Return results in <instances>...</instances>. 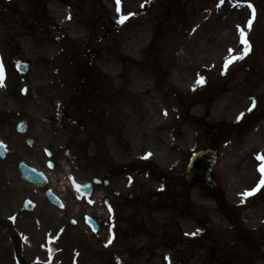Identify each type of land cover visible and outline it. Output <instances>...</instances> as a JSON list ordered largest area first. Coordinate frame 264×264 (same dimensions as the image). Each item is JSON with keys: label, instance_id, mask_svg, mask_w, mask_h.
<instances>
[{"label": "rangeland", "instance_id": "1", "mask_svg": "<svg viewBox=\"0 0 264 264\" xmlns=\"http://www.w3.org/2000/svg\"><path fill=\"white\" fill-rule=\"evenodd\" d=\"M63 1L0 0V141L9 144L3 175L17 183V195L22 186L16 163L23 160L36 167L45 162L43 147L51 149L64 170L84 178L92 175L84 167L98 163L93 160L96 145L89 147L85 162H78L73 151L65 152L73 133L47 125L38 148H27L21 138L11 135L4 114L18 111L15 103L27 102L31 117L48 118L57 111L51 102L64 96L59 83L71 80L55 75L56 69L64 68L60 61L71 53L84 58L93 51L90 67L104 97L112 103L107 110L101 108L111 123L113 138L104 143L108 150L99 149L100 160L105 158L103 153H109L116 166L117 191L122 196L130 191L123 173L129 163L137 164L136 175L132 170L129 177L142 188L131 186L135 196L139 192L153 196L162 175L176 179L183 190L176 186L170 191L176 196L188 193L195 217L206 222L213 240L204 243L202 235L174 245L182 232L197 237L206 230L197 222L178 218L174 209L177 213L183 209L179 197L177 208L168 202L163 209L171 211L154 213L153 221L145 219L143 232L135 237L131 227L130 240L125 237L127 226L118 222L110 254L114 252L121 264H201L204 258L205 264H264V0H120L119 5L116 0ZM29 4L38 7L37 17L47 19L44 23L20 21ZM122 16L124 22L119 23ZM19 61H33L28 76L16 72ZM198 80L203 83L197 84ZM248 121L253 122L250 131L233 133L223 141L231 127L239 126L240 131ZM37 124L41 128V122ZM204 148L217 150L215 180L225 195L223 210L202 189L187 191L183 180L189 156ZM141 167L146 173L142 176L137 169ZM154 172L157 182L151 181ZM257 188L255 196H244ZM122 209L119 213L133 216V208ZM236 237L248 240L255 250L254 256H244L240 263L225 250ZM65 239L59 246L67 245V254L76 244ZM31 241L37 245L42 238L31 237ZM234 244L239 253L248 255L239 240ZM203 245L210 252L200 259L199 249H193ZM127 246L131 249L124 252ZM10 248L2 236L0 264H14ZM38 253L30 252L26 260L31 262ZM212 255L216 257L210 259ZM98 264L113 262L100 260Z\"/></svg>", "mask_w": 264, "mask_h": 264}, {"label": "flooded vegetation", "instance_id": "2", "mask_svg": "<svg viewBox=\"0 0 264 264\" xmlns=\"http://www.w3.org/2000/svg\"><path fill=\"white\" fill-rule=\"evenodd\" d=\"M66 72L64 71V73ZM93 89H97V87L95 85H83L80 89L82 92L77 90L78 97H74L77 101L62 102V109L58 112L62 115L59 122L67 131L83 133L82 138L86 141H106L113 136L112 126L110 121L105 118L104 113H100L97 109V103L89 102L90 99H94V94L89 95L88 90ZM16 104L19 105V108L24 106L21 103ZM70 107L76 110H72ZM24 113H26L25 106ZM11 114L12 116L6 118L8 126L11 125V121H20L21 119L26 121V134L21 136L23 139L40 138L44 131L43 129H47V123H49L46 118L43 119V129H40L37 127V121L34 118H18L19 114ZM13 115H15V118ZM56 121L57 119L53 117L50 119L53 124ZM15 127L16 124L13 130H15ZM102 151L105 152L104 146ZM44 155L47 157V150L44 151ZM115 168L109 160L108 164H101L94 168L88 167V170L92 169L96 173L95 178L102 179L101 183L90 185L92 179L85 181L67 180V175H62L59 167L54 162L52 170L55 174H52L50 181L46 180L42 188H35L20 182L19 184L22 187L20 195H17L19 193L15 187L17 183L9 182L6 179L3 175L6 167L4 166V161H0V238L4 236L11 246L10 250L13 251L14 246L10 241V236L13 234L19 235L22 240L20 251L27 264L26 259L31 258L30 252H34L32 250L33 245L29 244L28 239L31 241V237H41L43 240L46 234L47 236H52L60 230V240L63 241L67 237L65 241L76 245L69 247L67 254L65 252L66 249L59 252L58 245L55 246V254L51 255L52 257L47 262L72 264L71 254L76 251L79 258L75 264H98L100 260H105L106 262L108 259L114 264L116 262V254L114 252L110 254V250L111 248L112 250L114 249L112 246L116 239L117 223L124 222L127 226L126 239L130 240L132 238V228L136 231L135 237L138 233L143 232L141 229L145 227L144 220L153 221V218L156 217L154 213L158 214L153 211L160 208L159 204L163 199L164 192L167 190L165 186L170 184L173 189L177 186L173 179L168 180L167 177H162L160 191L155 194V197H152L153 200H147L142 192H139L138 196H135V192H131V190H135L131 186L136 185L137 190L140 191L142 188L137 182H132L127 175L125 182L127 189H130V191L127 196H122L116 189ZM37 169L47 173L41 163L37 166ZM127 172L132 173L131 170ZM134 173L136 175L135 170ZM154 182H156L155 178ZM78 185L85 186L82 191L83 195L78 192ZM46 192H50L55 196L61 206L50 203L45 197ZM165 194L170 195V192L166 191ZM181 195L187 201L182 206V211L176 215L182 221H190L194 215L190 213L192 205L189 196L187 193ZM181 195H178V197ZM27 201L32 202L30 212H27L25 208ZM176 202L174 200L175 207ZM123 207L129 210L133 208V216L119 213L123 212ZM138 207L140 208V213L137 211ZM122 214L123 217H121ZM137 221H140V223H137ZM154 234L155 238H157L158 234ZM191 239L195 240L194 237L190 236L188 241ZM209 239L211 240L210 236L204 237V243L209 241ZM129 249H131V246H127L124 252H128ZM134 249L138 248L134 247ZM157 249V247H154V250ZM206 252H210V249L207 251L206 246L203 245L199 253L203 255ZM12 258L15 260L13 254ZM199 258L202 259L203 256ZM211 258H215V256L212 255ZM201 264H205V262L202 261Z\"/></svg>", "mask_w": 264, "mask_h": 264}, {"label": "water", "instance_id": "3", "mask_svg": "<svg viewBox=\"0 0 264 264\" xmlns=\"http://www.w3.org/2000/svg\"><path fill=\"white\" fill-rule=\"evenodd\" d=\"M93 57V53L89 54V58ZM31 64L19 63L17 69L26 74ZM216 153L212 150L205 149L197 154H194L190 159V163L185 172V179L191 183H196L200 186L215 187L216 183L213 180V169L215 166ZM19 171L22 174V178L26 181L37 182L40 179L30 169H27L23 165L20 166Z\"/></svg>", "mask_w": 264, "mask_h": 264}, {"label": "trees", "instance_id": "4", "mask_svg": "<svg viewBox=\"0 0 264 264\" xmlns=\"http://www.w3.org/2000/svg\"><path fill=\"white\" fill-rule=\"evenodd\" d=\"M245 126L244 127H241V129H240V131H238V133L239 134H241L242 132H244V131H247L250 127H251V125H252V123L251 122H247V123H245L244 124ZM236 129H237V126H235V127H231V129L229 130V132H228V135L229 134H231V133H233V132H235L236 131ZM227 135V136H228ZM212 195H213V197L216 199V201L218 202V204L222 207L223 205H225V201H224V198L222 197V196H220V195H217V193H211Z\"/></svg>", "mask_w": 264, "mask_h": 264}, {"label": "snow or ice", "instance_id": "5", "mask_svg": "<svg viewBox=\"0 0 264 264\" xmlns=\"http://www.w3.org/2000/svg\"><path fill=\"white\" fill-rule=\"evenodd\" d=\"M116 2H117V5H119L120 0H116ZM249 7H251V6L249 5ZM117 11H118V12L120 11L119 7H117ZM69 18H70V17H69ZM124 19H125V17L122 16L118 22H119V23H123V22H124ZM250 26H251V21H249V27H250ZM243 36H244V33L241 32L242 42H244V43L246 44V41H243ZM246 47H247V45H246ZM240 58H242V57H238V59H240ZM202 83H203V80H198V81H197V84H202ZM261 183L264 184V180H262ZM256 190H258V188L255 189L254 191H256ZM254 191H253V192H247V193H244V196H245V197L250 196V195L254 194ZM193 235H195V233H194Z\"/></svg>", "mask_w": 264, "mask_h": 264}]
</instances>
